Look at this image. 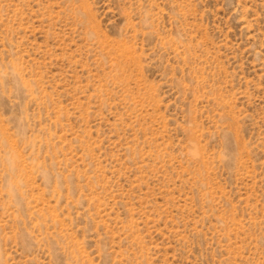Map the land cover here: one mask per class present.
<instances>
[{
	"label": "rangeland",
	"instance_id": "1",
	"mask_svg": "<svg viewBox=\"0 0 264 264\" xmlns=\"http://www.w3.org/2000/svg\"><path fill=\"white\" fill-rule=\"evenodd\" d=\"M0 264H264V0H0Z\"/></svg>",
	"mask_w": 264,
	"mask_h": 264
}]
</instances>
